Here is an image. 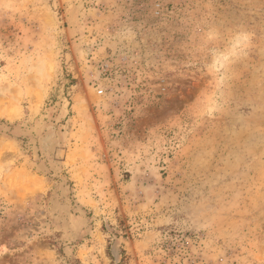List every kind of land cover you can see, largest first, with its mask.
Masks as SVG:
<instances>
[{
	"label": "rangeland",
	"instance_id": "rangeland-1",
	"mask_svg": "<svg viewBox=\"0 0 264 264\" xmlns=\"http://www.w3.org/2000/svg\"><path fill=\"white\" fill-rule=\"evenodd\" d=\"M0 264H264V0H0Z\"/></svg>",
	"mask_w": 264,
	"mask_h": 264
},
{
	"label": "clouds",
	"instance_id": "clouds-1",
	"mask_svg": "<svg viewBox=\"0 0 264 264\" xmlns=\"http://www.w3.org/2000/svg\"><path fill=\"white\" fill-rule=\"evenodd\" d=\"M246 35V34H245Z\"/></svg>",
	"mask_w": 264,
	"mask_h": 264
}]
</instances>
